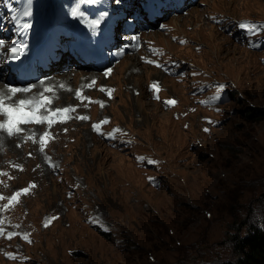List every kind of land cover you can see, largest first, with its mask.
Listing matches in <instances>:
<instances>
[{"label": "rangeland", "instance_id": "374dc122", "mask_svg": "<svg viewBox=\"0 0 264 264\" xmlns=\"http://www.w3.org/2000/svg\"><path fill=\"white\" fill-rule=\"evenodd\" d=\"M8 1L24 4L1 3ZM126 1L110 0L121 21L132 17ZM44 2L53 6L55 0ZM189 6L165 12L136 32L137 44L150 39L182 59L185 76L170 77L142 64L141 46H134L97 70L65 57L31 84L37 87L30 93L38 95L46 77L58 97L51 107L75 111L51 126L22 125L25 131L17 136L0 132V172L8 174L0 175V194L10 197L30 188L14 207L0 212L2 226L18 231L11 240L1 237L0 264H14L4 256L7 250L22 252L31 264H224L237 257L233 237L264 218V47L253 50L237 40L236 20L264 19V0H198ZM56 71L66 73L71 84L67 97L61 93L65 86L50 75ZM90 71H96L90 82L95 84L86 87L80 78ZM194 78L232 81L234 94L221 102L225 112L196 107ZM149 82L159 88L157 101ZM107 87L110 97L104 94ZM82 113L89 118L79 119ZM214 113L223 121L207 134L202 127L209 124L202 118ZM4 119L0 115V122ZM100 119L109 121L102 133L119 129L117 137H133L129 151L109 146L94 130ZM45 132L42 152L39 138ZM143 153L145 163L155 160L153 169L137 163ZM152 175L159 176V188L148 181ZM6 203L0 200V206Z\"/></svg>", "mask_w": 264, "mask_h": 264}, {"label": "snow or ice", "instance_id": "6c2138e0", "mask_svg": "<svg viewBox=\"0 0 264 264\" xmlns=\"http://www.w3.org/2000/svg\"><path fill=\"white\" fill-rule=\"evenodd\" d=\"M84 3H94L96 0H82ZM28 3L31 4V0H28ZM22 15L24 16H30L31 12L29 9H26ZM99 24V21H94L93 26H96ZM22 28L27 29L30 27V24L24 23L21 25ZM240 28L242 29H248L252 30L256 26L255 25H246V24H240ZM264 27V26H261ZM4 42L0 41V47H3ZM253 47H258L259 45L253 44ZM26 46H20L17 45L15 47H12L10 51L12 52V59H19L20 56L24 53ZM111 69H109L105 75L110 74ZM40 85H44L42 91L39 92L38 95H34L30 98H24L16 100L15 97L19 93H29L32 91L33 88L37 87L36 85H29L26 87H11L6 86L7 92L0 91V115L5 117V119L0 122V132L6 133L9 137L11 136H17L20 135L25 131V129L22 127V125H28V124H36V125H42L47 124L48 126H51L52 124L58 122H65L67 119H70L71 116L64 115L68 114L72 111H75V109L71 107H65V108H52L51 105L53 104V100L55 97V87H49L46 86L45 81L41 80ZM95 84V81L92 82V84L87 85L86 87H92ZM59 87H63V85H59ZM152 87L156 89V91H159V88L156 84H153ZM103 91V89H101ZM45 93H52V96L45 95ZM108 94L111 95V90H108ZM76 95L78 97H81V91H77ZM158 98V97H157ZM91 102V101H89ZM168 105L175 104L174 100H168L165 102ZM101 107H103V103L101 102ZM43 110V111H42ZM79 119H88V117H78ZM108 120H103L98 124H94L93 128L98 133L101 132V124H107ZM119 129H115L113 133L109 134L110 138H115V133L119 132ZM207 131V129H205ZM49 133L45 132L40 138L39 143L41 144L40 151H44V147L48 143ZM28 139L32 140L33 137L29 136ZM36 142V141H33ZM31 155V154H30ZM141 162L144 161V158H139ZM148 164H155L156 162L153 160H148ZM14 167H19L18 165H14ZM55 167V166H54ZM0 175L7 176V173L0 172ZM30 187H35V185H31ZM30 191V188H24L21 191H16L11 197H5L3 194H0V200L7 199L8 203L0 206V212L5 211L11 207H14L16 203L19 202V198L21 195L28 194ZM52 219H55L53 217ZM49 221L48 223H50ZM5 223L4 220H0V237H4L8 240H11L13 237L17 236L18 233L7 231L2 225ZM45 226L47 227L48 224L46 223ZM16 227H19L17 225ZM23 239L27 240L28 237L24 236ZM12 259H16V257L11 256V254H7Z\"/></svg>", "mask_w": 264, "mask_h": 264}, {"label": "trees", "instance_id": "16d2710c", "mask_svg": "<svg viewBox=\"0 0 264 264\" xmlns=\"http://www.w3.org/2000/svg\"><path fill=\"white\" fill-rule=\"evenodd\" d=\"M233 93H231V96ZM239 230V228H238ZM235 259H228L224 264H264V218L250 225L245 234L233 237ZM202 261V260H201ZM202 263H204L202 261Z\"/></svg>", "mask_w": 264, "mask_h": 264}, {"label": "clouds", "instance_id": "9594fccd", "mask_svg": "<svg viewBox=\"0 0 264 264\" xmlns=\"http://www.w3.org/2000/svg\"><path fill=\"white\" fill-rule=\"evenodd\" d=\"M251 49V48H250ZM253 50H256V49H253ZM195 79V78H194ZM193 80V79H192ZM209 80H211V79H209ZM213 81H225V82H230V85L226 88L227 89V96H229V95H231V93H233L234 94V85L232 84V81H230V80H219V79H213ZM236 95V94H235ZM196 104V107L198 108L199 106L200 107H203V108H205V109H207V111H211L212 109H210L208 106H201V105H199V104H197V103H195ZM219 106L222 108V110L225 112V109H224V107L221 105V104H219ZM199 107V108H200ZM202 109V108H201ZM206 111V110H205ZM213 111V110H212ZM215 113H216V111H215ZM213 114V115H208V116H206V117H212V118H214V119H217V120H219V124L218 125H213V127H218L221 123H222V121H223V118L221 119V118H219V117H217L216 116V114ZM204 118V117H203ZM203 121V120H202ZM209 128H210V132L212 131V128H211V126L212 125H207ZM209 132V133H210ZM209 133H207V134H209ZM113 148H118V147H113ZM122 148H124L125 150H127V151H129V147H122ZM119 149V148H118ZM144 155H139V156H137V158H136V160H137V163L138 162H141V161H139L138 160V158L140 157V156H142V157H144V158H147L148 157V154H145V153H143ZM145 161L146 160H144L142 163L144 164V165H140V166H142V167H146V169H153L154 168V165H148V164H146L145 163ZM150 177H156V178H158V179H160L159 178V176L158 175H152V176H150ZM149 181V180H148ZM150 182V181H149ZM151 184V183H150ZM151 186L152 187H154L152 184H151ZM155 188H159V187H155ZM101 232L104 234V233H106V231H104V230H102L101 229ZM9 260V259H8ZM10 262H12V263H14V264H17L16 263V261L15 260H9ZM29 264H31V263H29Z\"/></svg>", "mask_w": 264, "mask_h": 264}, {"label": "bare ground", "instance_id": "6f19581e", "mask_svg": "<svg viewBox=\"0 0 264 264\" xmlns=\"http://www.w3.org/2000/svg\"><path fill=\"white\" fill-rule=\"evenodd\" d=\"M132 2V1H131ZM122 18V17H121ZM72 58V57H71ZM72 61H74V60H72ZM82 69V68H81ZM130 73H132V72H130ZM82 74H83V78L86 80V79H88V78H90L93 74H90V72H85V73H83L82 72ZM103 77V76H102ZM101 77V78H102ZM65 78H66V73H61V72H58L57 74H55V76L54 77H52V79H54L59 85H63V86H65L64 88H63V91L61 92L63 95H64V97H67V95H68V93H70L71 92V90H69V88L71 87L70 85V82H69V80H68V82L65 80ZM0 91H4V92H7V88H5V87H3V86H1L0 87Z\"/></svg>", "mask_w": 264, "mask_h": 264}, {"label": "built area", "instance_id": "2783aa9c", "mask_svg": "<svg viewBox=\"0 0 264 264\" xmlns=\"http://www.w3.org/2000/svg\"><path fill=\"white\" fill-rule=\"evenodd\" d=\"M139 165H144L142 162H138Z\"/></svg>", "mask_w": 264, "mask_h": 264}]
</instances>
